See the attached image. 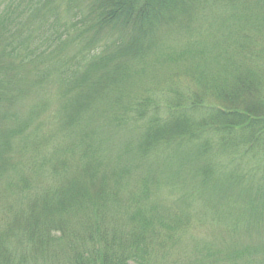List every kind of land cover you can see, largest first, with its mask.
Returning <instances> with one entry per match:
<instances>
[{"label": "trees", "instance_id": "16d2710c", "mask_svg": "<svg viewBox=\"0 0 264 264\" xmlns=\"http://www.w3.org/2000/svg\"><path fill=\"white\" fill-rule=\"evenodd\" d=\"M227 154L264 162V0H0V264H154L187 221L160 175L211 197Z\"/></svg>", "mask_w": 264, "mask_h": 264}, {"label": "rangeland", "instance_id": "374dc122", "mask_svg": "<svg viewBox=\"0 0 264 264\" xmlns=\"http://www.w3.org/2000/svg\"><path fill=\"white\" fill-rule=\"evenodd\" d=\"M158 74L153 72L154 76ZM159 76L165 78L164 73ZM162 86L165 88L157 93L167 89L166 83H162ZM159 155L158 160L164 156L163 151ZM215 165L222 175L216 171L212 183L218 182L219 178L231 179L226 181L225 187L216 185V189L222 191L211 197L200 194L197 181L189 177L186 168L175 179L158 173L166 179L159 184L160 201L174 214L181 213L187 221L183 226L184 233H181L180 239L177 238V242L168 244L164 249L157 248L154 264H171L176 261L184 264L187 257L197 252L195 248L200 242L209 243L213 248L214 245L223 247L230 243L251 245L254 247L253 252H257V255H252L253 264H264V256H261V235L264 237V231L261 232V175L264 178V162L250 155L227 154L217 157ZM247 189L251 191L250 196L246 193ZM180 197H184V203ZM249 197L257 198V202L254 201L257 209H245L248 206L250 209L247 202L251 201ZM212 209L220 210L221 213L216 215ZM230 223L234 224L235 229L229 227Z\"/></svg>", "mask_w": 264, "mask_h": 264}]
</instances>
